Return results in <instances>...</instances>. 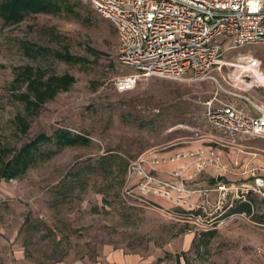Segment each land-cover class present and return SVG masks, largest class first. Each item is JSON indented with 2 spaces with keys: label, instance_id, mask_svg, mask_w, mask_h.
Listing matches in <instances>:
<instances>
[{
  "label": "rangeland",
  "instance_id": "1",
  "mask_svg": "<svg viewBox=\"0 0 264 264\" xmlns=\"http://www.w3.org/2000/svg\"><path fill=\"white\" fill-rule=\"evenodd\" d=\"M23 41L69 50L83 61L66 63L52 53L33 60ZM239 52L264 60L262 43L232 51ZM27 65L48 75L70 73L76 82L48 101L23 135L14 123L22 106L12 84L16 69ZM135 73L120 60L114 25L85 0H67L61 12L31 15L18 25L0 19V157L61 128L90 138L88 146L65 148L23 177L0 181V264H264L256 253L264 248V189L255 185L264 177V139L246 140L247 155L239 154L237 164L227 157L224 166L221 156L230 149L204 118L215 85L142 78L119 91L115 80ZM246 95L264 104V88ZM177 155L164 167L183 169L187 155L193 178L160 175L183 183L186 197L136 189L141 180H130L131 162ZM230 164L233 174L220 175ZM218 183L227 191L217 190ZM246 202L251 211L239 212Z\"/></svg>",
  "mask_w": 264,
  "mask_h": 264
},
{
  "label": "built area",
  "instance_id": "2",
  "mask_svg": "<svg viewBox=\"0 0 264 264\" xmlns=\"http://www.w3.org/2000/svg\"><path fill=\"white\" fill-rule=\"evenodd\" d=\"M85 1L114 25L120 60L136 71L115 80L119 91L134 89L142 78L208 82L216 91L205 102L204 118L219 132L220 144L236 148L248 139H264V104L246 95L264 88V60L248 53H232L248 45L264 44V0ZM231 54L234 57L228 60ZM180 157L133 161L128 168L130 180L140 177L135 187L143 195L170 197L178 193L184 198L190 189L159 174L166 164ZM202 157L201 161L206 159ZM183 158V169L168 173L171 179L193 178L187 172L191 161L187 155ZM219 160L216 157V162ZM255 182L257 188L264 189L263 176ZM217 190L227 191V186L218 183ZM256 253L264 256V248L257 247Z\"/></svg>",
  "mask_w": 264,
  "mask_h": 264
},
{
  "label": "trees",
  "instance_id": "3",
  "mask_svg": "<svg viewBox=\"0 0 264 264\" xmlns=\"http://www.w3.org/2000/svg\"><path fill=\"white\" fill-rule=\"evenodd\" d=\"M65 1L67 0H0V19L7 26L18 25L31 15L61 12ZM21 48L24 54L33 60L39 55L52 53L66 63L83 61L82 58L73 56L69 50L55 51L51 47L39 46L29 41H23ZM89 51L99 53L91 48ZM75 82V76L70 73L48 75L41 67L31 65L18 67L12 84L18 91L15 97L22 106V111L17 113L14 120L17 130L23 135L27 134L31 118L38 116L48 101L53 100L61 92L68 91ZM89 143L90 138L74 134L65 128L58 129L52 135L41 133L19 149L14 148L11 158L0 157V181L21 178L39 159H51L54 154L65 148L88 146ZM43 145H54L57 149L43 151ZM216 181L212 180V183ZM238 211L250 212L251 205L243 203Z\"/></svg>",
  "mask_w": 264,
  "mask_h": 264
},
{
  "label": "crops",
  "instance_id": "4",
  "mask_svg": "<svg viewBox=\"0 0 264 264\" xmlns=\"http://www.w3.org/2000/svg\"><path fill=\"white\" fill-rule=\"evenodd\" d=\"M246 142H248V141H246ZM246 142H245V141H242L241 144H240V146H238V147H236V148H233V147H230V146H225V148L227 147L228 149H230V150H229L230 155H228V156L222 155V156H221V161H222L221 163H223L224 166H225L226 162L229 161V159H228L227 157H229V158L232 160V163L237 164V163H238L239 156H240L239 154L244 153L245 155H247V154H246L247 152L245 153L244 150H243V149H246V147H247V145H245ZM221 146H222V145H221ZM223 146H224V145H223ZM244 160H246V161L248 162V164L250 165V163H252L253 157H251V156H247L246 159H244ZM169 165H170V164H168L167 166L170 168ZM167 166H166V167H167ZM166 167H163L161 173H159V174H161L162 176H163L164 174L167 175V173H170V171H173L174 169H176V168H173L172 170H170V169H168V168H166ZM224 170H226V171H228V172H226V173L224 174V173H223ZM231 173L233 174V169H232V167H231V164H230V166H229V169L226 168V167L221 168V174H220V175L226 177L227 175H229V174H231Z\"/></svg>",
  "mask_w": 264,
  "mask_h": 264
}]
</instances>
